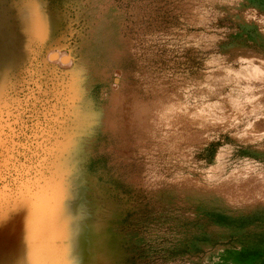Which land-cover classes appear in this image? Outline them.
I'll return each mask as SVG.
<instances>
[{
	"label": "rangeland",
	"instance_id": "rangeland-1",
	"mask_svg": "<svg viewBox=\"0 0 264 264\" xmlns=\"http://www.w3.org/2000/svg\"><path fill=\"white\" fill-rule=\"evenodd\" d=\"M3 19L6 47L20 58L9 71L8 106L32 93L33 111L59 118L52 122L53 144L70 129L80 105L71 99L64 63L49 58L55 52L113 59L111 76L93 87L91 104L82 109L96 111L113 92L139 104L170 94L192 104L220 103L224 116L244 109L197 144L154 150L150 158L137 153L140 158L121 167L118 177L109 157L94 161L99 181L115 190L114 201L122 205L127 198L123 223L113 232L123 237L120 245L113 242L115 264H264V199L235 207L202 192L181 197L169 191L161 206L135 185L136 178L211 186L264 180V132L246 131L264 119V0H0ZM30 136V126L18 137L5 129L6 168L34 159ZM10 151L15 161L8 160ZM5 189L16 186L6 178Z\"/></svg>",
	"mask_w": 264,
	"mask_h": 264
},
{
	"label": "bare ground",
	"instance_id": "bare-ground-1",
	"mask_svg": "<svg viewBox=\"0 0 264 264\" xmlns=\"http://www.w3.org/2000/svg\"><path fill=\"white\" fill-rule=\"evenodd\" d=\"M31 24L34 26L28 19L24 26L30 29ZM0 29H6L4 19ZM0 36V95L7 107L9 71L18 65L20 58L13 50L14 53L9 52L3 32ZM63 53L55 52L49 58L64 63L72 77L71 99L79 100L80 105L74 110L70 129L63 134V138L74 136L73 147L58 157V163L67 172L59 203L54 214L44 215V204L40 199L5 189L0 215V264H32L29 237L33 229H40L50 245H62L66 264H115L118 260L113 259V242L120 245L123 237L113 235V232L123 223L127 198L122 196V205L114 201L116 192H109L99 181L101 172L93 170L94 161L109 157V167L118 177L120 168L130 166L138 155L150 158L154 150L164 152L171 147L180 149L186 143L188 146L197 144L206 139L208 131L241 117L244 111L239 108L242 113L224 116L219 111L222 108L217 107L220 103L192 104L175 94L165 99V95L163 99L158 97L153 105L148 102L139 104L121 92H113L107 103L99 105L96 111L82 109L84 103L91 104L93 87L111 76L113 59L108 57L101 61L93 54L82 52L77 57ZM7 60L10 61L8 65ZM246 131L264 132V119L250 125ZM258 179L239 184L227 181L211 186L197 181L163 183L161 178H136L135 185L142 184L141 187L149 192L145 193L156 201L159 199L161 206L166 202V193L173 191L181 197L186 193L202 192L218 196L235 207H250L264 199V180Z\"/></svg>",
	"mask_w": 264,
	"mask_h": 264
},
{
	"label": "snow or ice",
	"instance_id": "snow-or-ice-1",
	"mask_svg": "<svg viewBox=\"0 0 264 264\" xmlns=\"http://www.w3.org/2000/svg\"><path fill=\"white\" fill-rule=\"evenodd\" d=\"M32 101L33 94L25 93L6 107L0 95V215L3 213L6 178L10 184L16 186L18 193H28L40 199L44 204L43 214L50 216L57 209L62 186L67 176L63 165L58 163V157L72 149L74 136L67 135L53 144L55 126L52 122L58 121L59 118L51 116L47 110L43 112L41 118L39 111H33L35 105ZM29 126L31 127L29 139L36 141L37 151L33 153L34 159L20 167L13 163L6 168L5 129L7 128L15 137H18L24 135ZM12 144L14 147L15 139ZM15 159V155L10 151L8 160L12 162ZM45 170L48 172L47 175L44 174ZM29 243L32 264H66L62 245H50L40 229H33Z\"/></svg>",
	"mask_w": 264,
	"mask_h": 264
}]
</instances>
